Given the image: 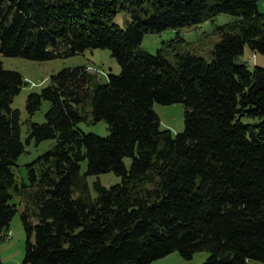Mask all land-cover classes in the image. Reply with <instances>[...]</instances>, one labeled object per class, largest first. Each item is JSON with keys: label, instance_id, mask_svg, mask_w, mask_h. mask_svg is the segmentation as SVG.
I'll return each instance as SVG.
<instances>
[{"label": "trees", "instance_id": "1", "mask_svg": "<svg viewBox=\"0 0 264 264\" xmlns=\"http://www.w3.org/2000/svg\"><path fill=\"white\" fill-rule=\"evenodd\" d=\"M259 2L0 0V54L44 61L101 48L121 68L106 82L87 66L64 68L27 96V142L56 141L26 164V183L13 170L26 149L12 107L26 81L0 62V244L23 205L22 264H151L204 250L202 264L264 263V67L236 62L246 46L264 53ZM121 11L130 14L123 26L112 21ZM221 13L237 19L218 27L210 62L139 49L147 33ZM43 100L46 121L35 122ZM155 102L183 103L184 131L162 129ZM88 120H105L109 135L77 127ZM83 160L86 174L121 182L95 181L92 197Z\"/></svg>", "mask_w": 264, "mask_h": 264}, {"label": "rangeland", "instance_id": "2", "mask_svg": "<svg viewBox=\"0 0 264 264\" xmlns=\"http://www.w3.org/2000/svg\"><path fill=\"white\" fill-rule=\"evenodd\" d=\"M259 8L264 12V0H260ZM130 18L127 11L119 12L113 17V22L123 26L125 21ZM237 19V16L229 13H221L213 19L202 24L193 25L185 28H167L161 32L147 33L139 45V49L146 52L156 54L160 52L165 57L174 61L176 53L191 52L203 56L207 61L213 59V48L220 38L218 27L225 23H229ZM251 59V61H250ZM0 62L6 69H11L20 72L25 78V83L20 93L14 98L12 107L19 109L21 112V139L25 143V152L18 158L17 164L13 166L15 174L20 180L28 183V173L26 164L30 163L37 156L52 148L55 144V139H45L36 142L34 139L29 143L28 124L30 118L26 110L27 96L32 92H40L44 87L49 85L51 76L60 70L74 66H87L91 71H97L102 82L108 79V73L119 74L121 71L117 60L111 56L109 49H91L87 48L82 52H77L73 55H63L53 59L36 61L29 60L23 57H12L0 54ZM237 63H244L249 69H253L258 65L264 67V53L254 52L248 46L245 47L244 53L236 57ZM50 101L43 100L39 110L31 117L35 122L43 123L46 121L45 113L50 107ZM154 110L158 113L161 119V128L166 129L171 126L175 133L184 131L185 122V107L183 103H174L164 105L155 102ZM248 119H245L247 121ZM77 127L84 132H92L101 136L109 135L108 124L105 120L81 121ZM125 165L130 169L132 158L124 159ZM81 165V176L85 178L87 184V192L92 197H95L94 182L100 181L105 186L120 183L122 177L114 172L100 173L96 175L86 174L87 161L83 160ZM84 190L82 187L74 186V197L83 196ZM13 202H18L16 198ZM18 212L14 215L10 222V227L7 233L9 234L0 244V264H22L25 256L26 232L24 230L20 213L23 210V205H19ZM210 255L209 251H198L191 259H184L178 252L172 253L171 256L156 262L157 264H202ZM249 264H264L258 260H250Z\"/></svg>", "mask_w": 264, "mask_h": 264}, {"label": "crops", "instance_id": "3", "mask_svg": "<svg viewBox=\"0 0 264 264\" xmlns=\"http://www.w3.org/2000/svg\"><path fill=\"white\" fill-rule=\"evenodd\" d=\"M26 83H27V82H26ZM167 127L173 129L171 126H167ZM173 130H174V129H173ZM174 131H176V130H174ZM174 253H175V252H174ZM171 254H172V253H171ZM171 254H169V255H167V256L161 258V259H158V260H156V261H153L151 264H157L156 262H161L160 260H164L165 258H168L169 256H171Z\"/></svg>", "mask_w": 264, "mask_h": 264}]
</instances>
